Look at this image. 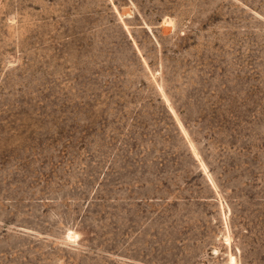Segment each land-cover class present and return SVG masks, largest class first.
Masks as SVG:
<instances>
[{
	"label": "rangeland",
	"instance_id": "1",
	"mask_svg": "<svg viewBox=\"0 0 264 264\" xmlns=\"http://www.w3.org/2000/svg\"><path fill=\"white\" fill-rule=\"evenodd\" d=\"M264 264V0H0V264Z\"/></svg>",
	"mask_w": 264,
	"mask_h": 264
},
{
	"label": "bare ground",
	"instance_id": "2",
	"mask_svg": "<svg viewBox=\"0 0 264 264\" xmlns=\"http://www.w3.org/2000/svg\"><path fill=\"white\" fill-rule=\"evenodd\" d=\"M235 262V259L234 258H231V263L233 264Z\"/></svg>",
	"mask_w": 264,
	"mask_h": 264
}]
</instances>
